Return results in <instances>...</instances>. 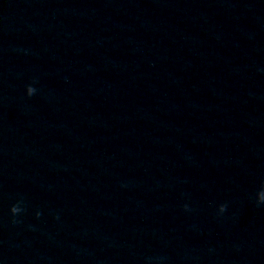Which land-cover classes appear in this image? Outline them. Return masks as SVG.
I'll use <instances>...</instances> for the list:
<instances>
[{"label": "clouds", "instance_id": "9594fccd", "mask_svg": "<svg viewBox=\"0 0 264 264\" xmlns=\"http://www.w3.org/2000/svg\"><path fill=\"white\" fill-rule=\"evenodd\" d=\"M35 83V81H33V84ZM36 91L37 89L35 87L32 86V84H29L27 85V96L28 97H31L33 95L36 94ZM262 201H264V197L261 198ZM257 204H261L260 202H257ZM227 208V205L226 204H222L221 207H220V211L221 212H225ZM184 209L185 211H189L190 209L188 208L187 205H184ZM26 210L25 208V204H24V201L23 199H19L16 201V203H14L11 207H10V214H11V217H12V223L13 224H17L19 223L20 221L18 220V217L24 213V211ZM36 217L39 218L41 216V212L37 211L36 212ZM56 219H59V217H55Z\"/></svg>", "mask_w": 264, "mask_h": 264}]
</instances>
